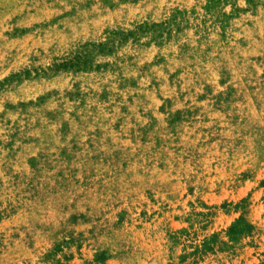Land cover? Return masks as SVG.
Instances as JSON below:
<instances>
[{
    "label": "rangeland",
    "instance_id": "1",
    "mask_svg": "<svg viewBox=\"0 0 264 264\" xmlns=\"http://www.w3.org/2000/svg\"><path fill=\"white\" fill-rule=\"evenodd\" d=\"M0 264H264V0H0Z\"/></svg>",
    "mask_w": 264,
    "mask_h": 264
}]
</instances>
